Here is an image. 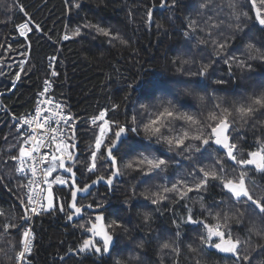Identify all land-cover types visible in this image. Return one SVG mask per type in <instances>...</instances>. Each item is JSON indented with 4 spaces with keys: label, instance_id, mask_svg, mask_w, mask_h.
<instances>
[{
    "label": "trees",
    "instance_id": "trees-1",
    "mask_svg": "<svg viewBox=\"0 0 264 264\" xmlns=\"http://www.w3.org/2000/svg\"><path fill=\"white\" fill-rule=\"evenodd\" d=\"M235 3L233 9L228 0H178L174 7L173 0L163 3L161 0H0V264H14L21 240V228L19 231L16 228L24 207L21 204L24 182L16 176V160L11 159L18 155L12 117L31 113L35 93L48 76V59L56 57L57 76L51 96L62 104L68 117L74 118L71 127L77 128L79 159L74 162V171L78 186L83 187L99 175L110 174L106 165L99 167L95 175L85 171L91 163L86 158L94 147V137L90 139L91 132H84L93 128L98 132L87 119L108 110L106 119L123 122L127 113L130 121L134 112L138 116L143 112L141 105L156 101V96L151 101L143 99L139 90L131 91L130 85L141 80L165 81L169 91L165 99L190 106L181 110L195 113L202 120H207L209 111L220 102L217 98H222L224 107H230L234 100L264 91V58L248 59L246 48L252 43L264 52V26L256 20L257 11L264 18V0H235ZM21 6L24 12L20 11ZM191 21L196 22L197 30L191 32L189 39L185 32L190 31ZM21 24H27L24 37L19 33ZM88 25L104 28L110 35L105 36ZM237 25L243 31H237ZM77 26L81 28L80 36L73 35ZM64 31L72 39L61 41ZM121 39L126 43L122 44ZM200 39H208L209 43L201 45ZM211 39L227 43L220 56L216 55ZM229 56L245 60L247 66L241 68L235 61L225 64ZM189 60L191 63H182ZM213 61L216 62L212 64ZM205 64H212L206 79L188 74ZM217 80L223 83H215ZM188 81H200L206 86L185 83ZM186 88L205 95L204 104L187 95ZM114 104L120 105L118 112L110 111ZM232 128L238 156L246 158L249 151L264 150V113L258 111L243 123L236 119ZM147 143L143 133L134 140L132 151L121 161V175L111 192L99 186L87 197L78 199V204H107L104 223L115 220L122 224L120 228L110 229L115 238L111 254L99 256L78 251L88 236L85 229L92 216L85 212L79 221L69 224L65 213L70 191L67 186H61L54 188L55 198L64 204L65 212H60L56 205L51 213L38 215L32 264H116L118 260L121 264H234L236 259L220 256L207 245H201V235L206 236L203 224L186 222L185 205L191 208L195 219L216 226L215 213L223 207L220 202L228 199L215 186L219 182L210 181L207 190L189 193L191 199L176 203L178 194L169 193V199L159 206L152 205L141 193L146 189L156 191L159 185L170 187L182 178L191 183L189 174L198 164L195 158L189 160L185 155L170 152L166 144H156L153 140L148 152L167 159V169L150 179L142 177L138 170L124 169L122 165L144 151ZM209 151L211 158L199 164H213L216 153ZM232 167L229 162V168ZM234 167L237 176L240 171L247 173L246 183L254 185L253 193L259 199L264 194V175L246 166ZM201 198L204 208L200 206ZM253 209L254 206L245 210L243 203L236 205L227 213L233 217L227 231L239 239L241 257L247 255L251 264H264V217L258 214V209ZM237 210L243 213L242 217H237ZM145 212L152 214L150 222L144 220ZM181 216L185 217L183 222ZM81 224H85V229L79 227ZM166 240L175 241L174 249L161 250L160 245Z\"/></svg>",
    "mask_w": 264,
    "mask_h": 264
},
{
    "label": "snow or ice",
    "instance_id": "snow-or-ice-1",
    "mask_svg": "<svg viewBox=\"0 0 264 264\" xmlns=\"http://www.w3.org/2000/svg\"><path fill=\"white\" fill-rule=\"evenodd\" d=\"M163 3V0H161ZM178 3V0H173V7ZM229 7L236 8L235 0H228ZM78 7V5H76ZM201 7H205L204 4ZM20 11L24 12L23 7H20ZM151 10L148 12L149 20L151 19ZM256 20L261 26H264V18H262L257 11ZM89 27H96L97 31L101 32L105 36H109L110 33L99 26L88 25ZM237 31H243L239 25L236 26ZM27 28V24L20 25V36H25L24 29ZM190 31L185 32V36L191 39V32L197 30V24L195 21H191L189 24ZM250 30V29H249ZM74 36L81 35V28L77 26L73 31ZM211 36V33L209 34ZM64 40H68L69 36L64 35ZM120 42L126 43L124 40ZM210 42L215 46V52L217 56H220L221 52L227 49V43H221L216 39H211ZM199 43L205 45L209 43L208 39H200ZM248 50V59L264 58V52L254 48L252 43H248L246 46ZM55 60V57L52 58ZM231 61H235L241 68L247 66L246 61L243 59H237L235 56H229L224 60L225 64H229ZM216 61H213L214 64ZM182 63H191V61H182ZM212 64H205L197 72L188 73L191 76H199L207 78L209 68ZM181 71V69H177ZM52 76H56L57 73L53 69ZM19 78V74H17ZM48 81H45L44 90L40 95L44 96L45 101L49 108L53 107V101L48 100ZM185 83L194 84L197 87H205L200 81H188ZM217 84L223 83L222 80L215 81ZM131 91L135 92L139 90L140 97L145 100L151 101L156 96L155 103H148L141 105L143 112L138 116L135 112L130 118L125 113V119L121 122L119 119H112L109 117L106 119L108 110H101L98 116L91 118L90 123L98 128L96 132L95 128L85 129L84 134L91 132V137H94V147L90 149L89 155L86 159L90 158L91 163L86 165L85 171L91 175H95L99 167L106 165L110 174L99 175L95 180L91 181V184L85 183L83 187L78 186V181L72 180L69 185V191L71 193V202L67 203V208L73 211L67 212L66 217L68 221H72L73 215H79L82 211H87L93 208H102L103 205L90 202L87 205L77 206V193L89 192L92 185H95L99 181H105L109 186V189L113 185L115 177L121 175V161L124 157L128 156L132 151L131 145L134 140L141 136L147 140V144L144 145V151L138 152L134 159H129L122 165L124 169L138 170L142 173V177L150 179L160 171H164L168 167V161L165 158L156 156L155 154H149L148 149L151 142L155 140L156 144H166L168 150L175 151L181 155H185L187 159L193 160L195 158L198 167L193 170L189 176L192 177V182L189 183L187 178H182L172 183L171 186L159 185L156 191L146 189L141 193L146 199L150 200L152 205L159 206L162 201L169 199V193H177L178 200L183 201L191 199L189 193H199L207 190L210 181H218L215 186L221 188V191L228 196L227 200L220 202L222 209L215 213L214 219L217 221L216 226L213 227L204 220H197L194 218L195 214L191 208L187 209L188 215L186 222L189 224L201 223L203 228L206 229V236L201 235V245H207L209 248L215 249L220 253H230L236 257L234 264H244L245 261L251 264L247 255L241 257L238 249L240 243L238 238H234L230 231H227L228 222L233 219L227 215L228 212L238 205L243 203L245 210L253 208L258 209V214L264 217V194L257 199L253 193L254 185L246 183L247 173L240 171L239 175H235L236 168L234 166L254 165L257 171L264 175V150L261 151H249L247 157L238 156V144L233 142L232 125L236 119H239L242 123L247 121L256 115L259 111L264 113V91L259 94H253L247 98H241L234 100L230 107L223 106L222 98H217L220 102L217 103L212 110L209 111L207 120L200 119L195 113L181 110L182 108L190 107L188 105H181L174 99H165V95L169 94L167 88V82L158 79L141 80L133 85L129 86ZM157 93L160 95L157 96ZM185 93L189 96H194L201 104H204L207 97L205 95H197L193 88H186ZM39 99V98H38ZM45 105L43 102L37 104L34 115L25 113L22 117L15 118L14 127H16L17 147L18 155L11 156L12 160H18L20 165H25L27 161H32L31 173L33 176L39 171L44 178L41 183L47 182L48 184V197L47 203H39L37 197L28 195L27 200L21 199V204L24 205L25 214L21 218V223L16 231L24 227L28 220L32 216L39 215L44 212L51 213L54 211V204L52 202V184L65 185L68 184V180L57 175L54 180H48L53 173H56L58 169H63L66 173L75 177L73 168L66 166V161H73L79 159L76 149H78L77 141V128L72 125L73 117L65 119L62 115V106H57V110L54 114L49 115L44 110ZM120 108L119 104H114L110 111L118 112ZM7 109L5 112L7 113ZM99 121V123H97ZM62 125L64 131L61 132L59 128L53 129L52 123ZM71 135H68V132ZM59 132V135L56 133ZM43 133V135H42ZM212 149L216 153V158L211 165L199 164V161L204 159H210ZM223 152V156L219 155ZM229 162H232L233 167L229 168ZM37 165H45L42 168H38ZM18 172H26L24 167L18 168ZM36 183L29 179V184ZM24 187H27L25 185ZM43 190L38 195L42 196ZM201 208H204L203 199L200 201ZM219 207V205H217ZM60 212H65L64 204L59 207ZM31 213L29 215L28 213ZM212 215V213H209ZM243 213L237 210V217H242ZM144 220L150 222L152 214L145 212L143 214ZM106 217L102 214H95L94 220L89 219L88 224L90 227H86L85 224H81L79 227L85 229L91 234L90 238L84 239L79 246L78 251L81 253L93 252L94 254L104 255L111 254L112 246L114 243V236L111 234L110 229H116L122 227V224L113 220L110 224H105ZM180 220L183 222L185 217L181 216ZM177 223V221H173ZM237 223L239 219L237 218ZM12 225H5V228H10ZM179 228V223H177ZM255 228V225L253 226ZM223 229V230H222ZM127 230V229H125ZM179 236V231L177 232ZM216 238L215 240L213 238ZM31 233L29 230H25L22 233L23 251L20 253L19 258L22 260L25 254L31 251ZM98 238V239H97ZM175 241L166 240L161 243V250L174 249ZM143 247V244H141ZM196 251V249H192ZM116 264H121V261H117Z\"/></svg>",
    "mask_w": 264,
    "mask_h": 264
},
{
    "label": "built area",
    "instance_id": "built-area-1",
    "mask_svg": "<svg viewBox=\"0 0 264 264\" xmlns=\"http://www.w3.org/2000/svg\"><path fill=\"white\" fill-rule=\"evenodd\" d=\"M64 35H68L69 36L68 40H70L72 38L71 34H69L67 32H64L63 35H62L61 41H67V40L63 39ZM52 58L53 57H50L48 59V65H49L48 76H47L46 79H44L42 81V83L40 85V88L35 93L33 107H32L31 113H30L32 115H34L35 108H36L37 104L40 103V102L44 103V105H45L44 110L46 112H48L49 115H52V114H54L56 112L57 106H62V104L60 102H58L57 100H55L51 96L53 88H54V83H53L54 81L53 80L57 76V75L56 76H52L51 75L53 69L56 71L55 66H54L56 57H55V60H53ZM56 73H57V71H56ZM46 80L49 82L48 83V93H47V95H48V100L49 101H53V107L52 108L48 107V104L45 101L44 96L40 95L41 92H43V90H44V85H45V81ZM62 108H63V106H62ZM61 114L64 115L65 119L68 118V116L64 113V109H63ZM98 115H96V116H98ZM92 117H94V116H92ZM92 117L88 118L87 121H88V123L91 126H94V125H92L90 123V120H91ZM15 118H17V117H15ZM12 119H13L14 124H15L14 117H12ZM97 123H99V121ZM70 127H71V125H70ZM52 128L53 129L59 128L61 130V132L64 131V128H63L62 125H57L54 122L52 123ZM15 130H16V127H15ZM59 134H60L59 132L56 133V135H59ZM42 135H43V133H42ZM68 135H70V131L68 132ZM32 163H33L32 161H27L26 164L22 166V165L19 164V161L16 160V163H15V174H16V176L18 178L23 180L24 186L27 185V187H24L23 199L26 201L28 195L36 196L37 197V201H38L37 206H39V203H43V193H42V196L38 195V194L41 193V190H43V192H44L45 188L48 187V184H47V182H43V183L40 182V181L44 180V178L42 177V175H41V173L39 171L35 174V176L32 175L31 170H30L31 167H32ZM21 167L26 168L27 171L26 172H18L17 169L21 168ZM37 167L38 168H42V167H44V165H37ZM57 175H59V176H61V177H63V178L68 180L67 177H65L64 175L59 174V173L58 174H53V176L50 177L48 180H54ZM29 179H31L33 181H36V183L29 184ZM65 185H68V184H65ZM57 186H59V184H52L51 185L52 188L57 187ZM28 214L31 215L30 212ZM37 217H38V215L32 216V218L28 220L27 224H24V227L21 229V241H20L19 249H18V251H17V253L15 254V257H14V264H32L31 253H32L34 242H35L34 226L36 224ZM25 230H29L30 233H31V238H30L31 239V251H30V253L25 254L23 259L21 260L19 258V255L23 251L22 233Z\"/></svg>",
    "mask_w": 264,
    "mask_h": 264
},
{
    "label": "water",
    "instance_id": "water-1",
    "mask_svg": "<svg viewBox=\"0 0 264 264\" xmlns=\"http://www.w3.org/2000/svg\"><path fill=\"white\" fill-rule=\"evenodd\" d=\"M25 30H26V29H24V31H25ZM20 31H21V30H20ZM221 152H222V151H221ZM76 153L78 154L77 149H76ZM222 153H223V152H222ZM73 163H74L73 161H66V166H67V165H73ZM230 163L232 164V162H230ZM245 166L248 167V168H251V169H253V170H255V171H257V169L255 168L254 165H245ZM58 172L62 173L64 176H66V177H68V178L70 179V181H69V185L72 183V180H73V179L77 180V176H76V175H75V177H72L71 174L66 173L63 169H58L56 173H58ZM73 172H74V168H73ZM119 178H120V175L117 176V177H115L114 180H113V184H114V182H115L116 180H118ZM95 179H96V178H95ZM95 179H93V180H95ZM89 184H91V182H89ZM99 186H103V187H105V188L108 190V192H111L112 187H113V185H112L111 188L109 189V186L106 184L105 181H99V182L96 183L95 185H92V186H91V189H90L89 192H86V193H77V202H78V199H79V198H85V197H87V196L89 195V193H90L92 190L98 188ZM71 200H72V198H71V193H70V198H69L68 203L71 202ZM56 204H57V207L59 208L60 205H61V201H60L59 199H56ZM107 206H108V205L106 204V205H104L102 208L88 209L87 212L93 213V214H94V217H95V214H102V215H104V214H103V211L106 209ZM67 209H68V208H67ZM68 211L70 212V211H73V210L68 209ZM84 212H86V211H82L81 214H79V215H73V219H72V221H68L67 218H66V221H67L69 224H73L74 222L79 221V220L83 217ZM22 213H23V215L25 214V208H24V207L22 208ZM93 220H94V218H93ZM21 223H23L22 220H21L20 224H21ZM20 224H19V225H20ZM90 226H91V225L89 224V227H90ZM88 237H89V238L91 237V234H90V233H88ZM97 239H98V238H97ZM114 244H115V238H114L113 246H114ZM113 246H112V248H113ZM208 249H209L210 251H213V252L217 253V254L220 255V256H227V257H230V258H232V259H236V257L233 256V255L230 254V253H220V252H218V251L215 250V249H212V248H208ZM104 255H107V254H104Z\"/></svg>",
    "mask_w": 264,
    "mask_h": 264
},
{
    "label": "rangeland",
    "instance_id": "rangeland-1",
    "mask_svg": "<svg viewBox=\"0 0 264 264\" xmlns=\"http://www.w3.org/2000/svg\"><path fill=\"white\" fill-rule=\"evenodd\" d=\"M20 31V30H19ZM74 31V30H73ZM25 33H26V31H25ZM21 37H24V36H21ZM45 166V165H44ZM54 174V173H53ZM53 176V175H52ZM51 176V177H52ZM50 177H48L47 179H49ZM59 186H64V185H59ZM47 189H48V187H46L45 188V190H44V192H43V203H47V197H48V191H47ZM53 189V192H52V202H53V204H54V208H55V206H56V198H55V189L54 188H52ZM216 239V238H215Z\"/></svg>",
    "mask_w": 264,
    "mask_h": 264
},
{
    "label": "flooded vegetation",
    "instance_id": "flooded-vegetation-1",
    "mask_svg": "<svg viewBox=\"0 0 264 264\" xmlns=\"http://www.w3.org/2000/svg\"><path fill=\"white\" fill-rule=\"evenodd\" d=\"M67 166H71L72 168H74V163H73V165H67ZM74 173H75V171H74ZM75 175H76V173H75ZM69 181H70V179H69ZM68 188H69V186H67ZM70 198V197H69ZM57 199V198H56ZM88 203H84V204H78V202H77V206H81V205H87ZM66 208H67V205H66ZM67 212H69L68 211V209H67ZM87 212V211H86ZM85 213V212H84ZM90 213V212H89ZM91 214V216H92V219L94 218V214L93 213H90ZM67 218V217H66ZM87 238H89L88 236L86 237V239ZM89 252H91V251H89ZM96 255H99V254H96ZM99 256H101V255H99Z\"/></svg>",
    "mask_w": 264,
    "mask_h": 264
},
{
    "label": "bare ground",
    "instance_id": "bare-ground-1",
    "mask_svg": "<svg viewBox=\"0 0 264 264\" xmlns=\"http://www.w3.org/2000/svg\"><path fill=\"white\" fill-rule=\"evenodd\" d=\"M26 31V30H25ZM65 32V31H64ZM20 33V32H19ZM72 39V38H71Z\"/></svg>",
    "mask_w": 264,
    "mask_h": 264
}]
</instances>
